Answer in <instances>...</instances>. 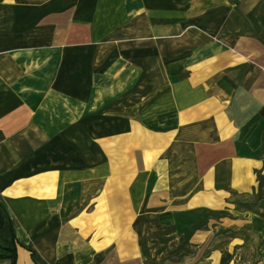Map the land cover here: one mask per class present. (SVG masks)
<instances>
[{
	"label": "crops",
	"instance_id": "crops-1",
	"mask_svg": "<svg viewBox=\"0 0 264 264\" xmlns=\"http://www.w3.org/2000/svg\"><path fill=\"white\" fill-rule=\"evenodd\" d=\"M263 171L264 0H0V204L13 222L0 253L14 246L15 264H148L141 232L178 245L177 216L205 210L232 212L220 225L246 223L264 246V197L229 199Z\"/></svg>",
	"mask_w": 264,
	"mask_h": 264
},
{
	"label": "rangeland",
	"instance_id": "rangeland-1",
	"mask_svg": "<svg viewBox=\"0 0 264 264\" xmlns=\"http://www.w3.org/2000/svg\"><path fill=\"white\" fill-rule=\"evenodd\" d=\"M116 41V40H115ZM86 47L83 49V53H85ZM89 51V50H87ZM83 67L84 64L91 63L88 62L90 55L84 54ZM98 66H101V62H98ZM85 73V72H82ZM98 76H105L106 72L99 70L97 72ZM118 94V93H117ZM105 102L102 103L103 106L99 107V113L97 115L100 116V110L105 109ZM88 115L84 113L83 117ZM101 115H105L103 112ZM82 117V118H83ZM81 118V119H82ZM84 125L89 127V118H83ZM106 118H98L99 130L102 131V126L105 125ZM55 123V120H53ZM127 160V159H126ZM122 163V162H120ZM119 163V164H120ZM122 164H120V168ZM264 197V171L257 172V191L253 194L248 195H233L229 199L231 203L237 204L241 207H247V209L251 207H255L256 202ZM232 209V208H231ZM197 216L195 218L191 217V215H180L177 216L179 218L178 229L183 226V229L177 230L179 233V238L182 239L179 241L178 245L170 247L167 244L164 247L155 246V239L160 242V244H164V241L175 239L176 236L174 232H162L156 233V236L152 232H141V237L144 236L146 241L145 247V255L148 264H211L209 261V257H207L208 252L221 244L218 249L221 251V256L226 258L225 248L227 240H231V238L238 237L239 234L247 235L252 238L251 244H239L234 246L232 252L230 253V257L228 260L222 261V264H264V246L260 242V237L256 235L251 227L244 223L241 226H233V224H228L227 226L220 225L226 224L230 221H233V213L227 211L221 212H209L198 211ZM187 225V226H186ZM100 228V226H98ZM106 227V225H104ZM3 235V232L0 231V236ZM206 238V239H205ZM188 239H192L193 241H188ZM177 240V239H176ZM184 240H186L184 242ZM198 241H203L202 243H196ZM154 243V244H153ZM148 259L155 260V262H148ZM218 260V259H217ZM228 261V262H227Z\"/></svg>",
	"mask_w": 264,
	"mask_h": 264
},
{
	"label": "trees",
	"instance_id": "trees-1",
	"mask_svg": "<svg viewBox=\"0 0 264 264\" xmlns=\"http://www.w3.org/2000/svg\"><path fill=\"white\" fill-rule=\"evenodd\" d=\"M5 227H7L12 233L13 222L9 218V216L6 214L5 210L0 204V229L5 228ZM13 240H14V237H13ZM3 251H5V253H0V258H7L9 259V264H15L16 253H15L14 246L4 247Z\"/></svg>",
	"mask_w": 264,
	"mask_h": 264
}]
</instances>
